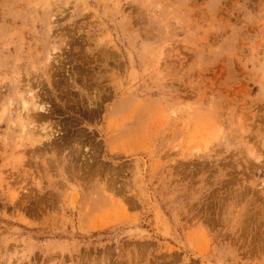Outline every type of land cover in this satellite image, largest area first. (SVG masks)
<instances>
[{
    "label": "rangeland",
    "instance_id": "1",
    "mask_svg": "<svg viewBox=\"0 0 264 264\" xmlns=\"http://www.w3.org/2000/svg\"><path fill=\"white\" fill-rule=\"evenodd\" d=\"M0 91V264H264V0H0Z\"/></svg>",
    "mask_w": 264,
    "mask_h": 264
},
{
    "label": "bare ground",
    "instance_id": "2",
    "mask_svg": "<svg viewBox=\"0 0 264 264\" xmlns=\"http://www.w3.org/2000/svg\"><path fill=\"white\" fill-rule=\"evenodd\" d=\"M51 54L52 53H48V58H47L48 60L51 59ZM32 92H33V89L28 90L26 96H22L21 95V100H20L21 103H19L20 106L16 108L17 111L19 110V112L17 113V120H18V124H19L20 128L22 129V131L25 134H28V133H31V131H34L32 134L34 135V137L35 136L37 137V141H35V140H32V141H34L35 143L38 142V144L39 143L42 144V142L44 140L45 141L46 140L50 141L51 136H53V134L56 133V132H53L54 130L53 129H49L48 126L46 128L45 124H43V122L41 124H39L40 121L36 123L37 119H43V118H46V116L48 117V115L50 113L47 114L45 112H48V111L51 112V109L48 110V107H47L48 103L46 101H43L42 99H38L39 98V96L37 95L38 92H37V94L36 93L33 94ZM30 104H31L32 107H34L33 110H36V112H37V113H34V115H30L29 114V112L31 111L30 110ZM3 111H6V109H3ZM23 111H24V113H23ZM12 113H13V110H12ZM36 125H37L38 128H36ZM30 126H32V129H29ZM35 128L40 130V131L37 132L35 130ZM46 129L47 130L49 129L50 131H47ZM34 142H33V144H34Z\"/></svg>",
    "mask_w": 264,
    "mask_h": 264
}]
</instances>
